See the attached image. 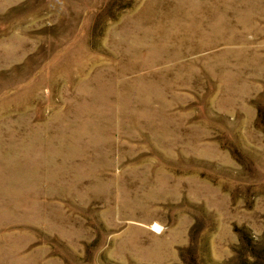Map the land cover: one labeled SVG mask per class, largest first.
I'll list each match as a JSON object with an SVG mask.
<instances>
[{
    "label": "rangeland",
    "instance_id": "374dc122",
    "mask_svg": "<svg viewBox=\"0 0 264 264\" xmlns=\"http://www.w3.org/2000/svg\"><path fill=\"white\" fill-rule=\"evenodd\" d=\"M0 264H264V0H0Z\"/></svg>",
    "mask_w": 264,
    "mask_h": 264
}]
</instances>
